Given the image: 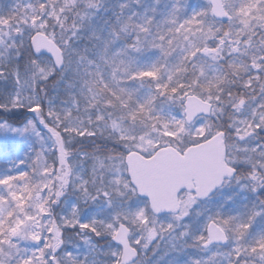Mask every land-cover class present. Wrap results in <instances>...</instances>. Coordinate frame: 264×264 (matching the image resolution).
I'll return each mask as SVG.
<instances>
[{
  "label": "snow or ice",
  "instance_id": "snow-or-ice-1",
  "mask_svg": "<svg viewBox=\"0 0 264 264\" xmlns=\"http://www.w3.org/2000/svg\"><path fill=\"white\" fill-rule=\"evenodd\" d=\"M0 264H264V0H0Z\"/></svg>",
  "mask_w": 264,
  "mask_h": 264
}]
</instances>
